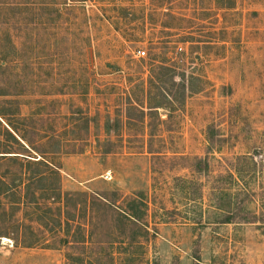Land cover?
Here are the masks:
<instances>
[{
	"label": "rangeland",
	"instance_id": "rangeland-1",
	"mask_svg": "<svg viewBox=\"0 0 264 264\" xmlns=\"http://www.w3.org/2000/svg\"><path fill=\"white\" fill-rule=\"evenodd\" d=\"M2 92L47 164L0 196V231L36 239L0 236V264H264V0H0ZM80 191L137 222L94 205L80 248L85 213L55 208Z\"/></svg>",
	"mask_w": 264,
	"mask_h": 264
},
{
	"label": "trees",
	"instance_id": "trees-1",
	"mask_svg": "<svg viewBox=\"0 0 264 264\" xmlns=\"http://www.w3.org/2000/svg\"><path fill=\"white\" fill-rule=\"evenodd\" d=\"M3 64H6L5 58L2 59ZM0 95H11L8 92H2L0 93ZM5 102H12L13 99H9V98H4L1 99ZM8 103V104H10ZM17 107L15 108V111H11L8 112L5 110V107H0V134H4L6 139L11 140V142H13V144H16L15 146H17L16 148L13 147L12 143H0L1 144V148H0V158H6V159H13L14 161L18 162V168H15L14 171H9L8 169H6V171H3V175L0 174V185L4 187V190H0V196L1 194L4 193H9L12 196L14 195L15 198L13 201H11L12 204L18 205V204H23L24 203V198L25 196L28 197V194L31 193L33 191L29 190V182L33 181L34 179L39 180L42 178L43 176V171H38L37 169L35 170H30V172L25 173L24 171V164H29L28 160H33V163H40V162H45L44 165H46L47 161L45 160H40L39 159H25L27 158L26 156H28V154L26 152H28V141L26 140V138L24 139V136L22 135V133L19 131L20 129L17 128L15 125H13L11 123V121L9 120V118L7 117L9 113L13 114V113H17ZM8 173L10 174H14V176H16V178H18L17 183H12V182H8L4 176H6ZM17 174V175H16ZM25 174H27V177H29L30 179L26 182H24L23 180V176H25ZM21 175V177H20ZM43 179V178H42ZM20 184H21V188H20ZM36 188H44V187H36ZM57 193L59 194V190L57 189ZM70 192H66L64 194H62V197L58 196V198L56 199L55 202H57L58 206H55V208H57L58 212H67L70 210L68 209V207L71 208V206H77V209H81V215L82 212L85 213V215L83 216L85 218V222L80 223L79 221H76L75 227L77 229V232L79 233V238L75 240L76 243L74 244H80V248H85V242H87L88 240V236L90 234L88 225L90 223L89 221V214L88 211L89 209L93 208L94 205H97L100 208V215H96L98 217V219L96 221H94L95 225L97 224L99 227H101V229L103 228V223L107 222L108 220L106 219L107 217V211L108 209H113L116 208V214L117 215V219L119 220V217H123L124 219L126 218V220L129 222H137L138 220V214L136 213L135 206L136 204L134 203V198L130 199L126 202L125 206L126 207H118L116 206L112 199L106 197L105 195L102 194H95L93 193V195H90L89 193L85 192V191H80V192H74L73 194L76 195H82V197L78 200L75 201L72 196L70 195ZM49 196L46 195V199ZM46 204H49V202L46 201ZM79 204H81V207H79ZM49 208V205L46 206V209ZM83 210V211H82ZM68 216L70 218L73 217L72 213H68ZM231 217L229 215H226L222 221H231ZM22 222L21 219H19V223L15 224L14 226V230H17L19 234V230L20 228H22V224L20 223ZM69 222V221H68ZM65 223V231H68V226L69 224L67 223V221L64 222ZM80 224H84L85 226V232L81 233V228L79 227ZM108 224H110L108 222ZM13 228V226H12ZM88 228V229H87ZM0 236H4L7 238H10L12 240H15L16 236H12L11 235V230L9 231H0ZM124 237V236H123ZM134 236H131L128 238V241H132ZM22 237H20L18 235V240L16 241L15 245H24L26 247L28 246H32L35 243V238L33 239H29V240H25V235L23 236V239H21ZM62 241L68 242V240L63 237L61 239ZM22 241V242H21ZM126 243V242H125ZM70 256V254H67L66 260L67 258ZM82 264V263H81Z\"/></svg>",
	"mask_w": 264,
	"mask_h": 264
},
{
	"label": "built area",
	"instance_id": "built-area-1",
	"mask_svg": "<svg viewBox=\"0 0 264 264\" xmlns=\"http://www.w3.org/2000/svg\"><path fill=\"white\" fill-rule=\"evenodd\" d=\"M136 54L142 56L144 54L143 50H136Z\"/></svg>",
	"mask_w": 264,
	"mask_h": 264
}]
</instances>
